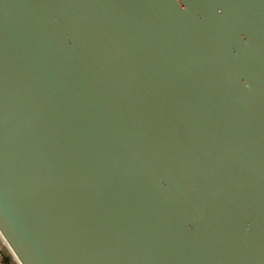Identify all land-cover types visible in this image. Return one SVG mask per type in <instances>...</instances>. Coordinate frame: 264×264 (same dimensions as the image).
Returning <instances> with one entry per match:
<instances>
[{
    "label": "water",
    "instance_id": "1",
    "mask_svg": "<svg viewBox=\"0 0 264 264\" xmlns=\"http://www.w3.org/2000/svg\"><path fill=\"white\" fill-rule=\"evenodd\" d=\"M0 233L21 264H264V0H0Z\"/></svg>",
    "mask_w": 264,
    "mask_h": 264
},
{
    "label": "rangeland",
    "instance_id": "2",
    "mask_svg": "<svg viewBox=\"0 0 264 264\" xmlns=\"http://www.w3.org/2000/svg\"><path fill=\"white\" fill-rule=\"evenodd\" d=\"M0 251L3 252L2 254L0 253V255L2 256L0 258V264H7L4 261V254L9 258V260H10V262L12 264H19L17 262V260L14 258V256L12 255L11 251L9 250V248L7 247V244L3 241L1 235H0Z\"/></svg>",
    "mask_w": 264,
    "mask_h": 264
},
{
    "label": "bare ground",
    "instance_id": "3",
    "mask_svg": "<svg viewBox=\"0 0 264 264\" xmlns=\"http://www.w3.org/2000/svg\"><path fill=\"white\" fill-rule=\"evenodd\" d=\"M0 235H1L2 239H3V241L7 244V247H8L9 250L11 251L12 255L14 256V258L17 260V262H18L19 264H21L20 261L18 260V258L16 257V255L14 254L13 250L11 249V247L9 246V244L6 242V240L4 239V237L2 236L1 233H0ZM1 257H2V256L0 255V258H1Z\"/></svg>",
    "mask_w": 264,
    "mask_h": 264
},
{
    "label": "flooded vegetation",
    "instance_id": "4",
    "mask_svg": "<svg viewBox=\"0 0 264 264\" xmlns=\"http://www.w3.org/2000/svg\"><path fill=\"white\" fill-rule=\"evenodd\" d=\"M0 253L2 254L3 252L0 251ZM4 256H5V254H4ZM1 260H2V259H1Z\"/></svg>",
    "mask_w": 264,
    "mask_h": 264
}]
</instances>
